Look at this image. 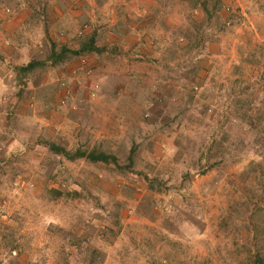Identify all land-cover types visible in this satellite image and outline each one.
Listing matches in <instances>:
<instances>
[{
  "label": "rangeland",
  "instance_id": "374dc122",
  "mask_svg": "<svg viewBox=\"0 0 264 264\" xmlns=\"http://www.w3.org/2000/svg\"><path fill=\"white\" fill-rule=\"evenodd\" d=\"M202 1L0 0V264L264 254V0ZM93 32L104 53L20 72Z\"/></svg>",
  "mask_w": 264,
  "mask_h": 264
},
{
  "label": "trees",
  "instance_id": "16d2710c",
  "mask_svg": "<svg viewBox=\"0 0 264 264\" xmlns=\"http://www.w3.org/2000/svg\"><path fill=\"white\" fill-rule=\"evenodd\" d=\"M220 0L214 1V6L213 8H210L208 5L210 0H204L200 3V9L202 10L203 13H205L208 17L209 20L211 19L212 15L217 9L218 2ZM50 53L47 55L48 57L46 60L43 61H32L30 62L27 66H24L20 68V72L24 74L25 76L28 73L34 72L38 69L41 68H48V67H60L62 64H66L68 60H71L72 58H79L84 55L88 54H102L106 51L105 48H99L97 44V32L90 35L88 40H86L78 50H71L70 48H67V46H58L56 43H52L50 45ZM246 113V112H245ZM239 117V121L243 123L245 120L247 124H249L251 127H254V122L248 118V115L244 114ZM226 141L227 138L224 137L222 141L216 146L215 141L209 146V150H213L214 148L218 147L219 150H223L226 147ZM49 149L52 152L53 155L57 157H63L66 160L70 162H76L78 160H86L88 162H91L93 164H98V163H104L106 165H115V166H120L118 164V160L115 156L108 155L104 152H96V150L93 151H87L84 150L83 148H78L75 151H69L65 147L59 146L56 143H49ZM209 151V152H211ZM208 156V154H207ZM213 155H211L212 157ZM133 160L132 156L130 157V161ZM133 163H131V166ZM213 167H216V164L212 166H207L206 170L203 171V173L209 172L213 169ZM130 170V168H129ZM145 179L148 181L147 176ZM62 196V195H61ZM64 196V195H63ZM71 198L78 197L79 194H70ZM250 257L248 258V261L245 264H264V254L261 252H256L253 254L250 252Z\"/></svg>",
  "mask_w": 264,
  "mask_h": 264
},
{
  "label": "built area",
  "instance_id": "2783aa9c",
  "mask_svg": "<svg viewBox=\"0 0 264 264\" xmlns=\"http://www.w3.org/2000/svg\"><path fill=\"white\" fill-rule=\"evenodd\" d=\"M95 94H93V96H94Z\"/></svg>",
  "mask_w": 264,
  "mask_h": 264
}]
</instances>
